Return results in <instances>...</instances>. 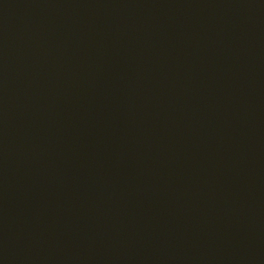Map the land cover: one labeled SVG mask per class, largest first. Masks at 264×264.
<instances>
[{
  "label": "water",
  "instance_id": "95a60500",
  "mask_svg": "<svg viewBox=\"0 0 264 264\" xmlns=\"http://www.w3.org/2000/svg\"><path fill=\"white\" fill-rule=\"evenodd\" d=\"M0 264H264V0H0Z\"/></svg>",
  "mask_w": 264,
  "mask_h": 264
}]
</instances>
